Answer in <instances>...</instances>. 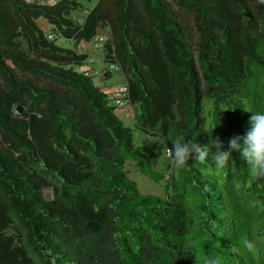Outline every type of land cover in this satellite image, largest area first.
<instances>
[{"label":"trees","instance_id":"trees-1","mask_svg":"<svg viewBox=\"0 0 264 264\" xmlns=\"http://www.w3.org/2000/svg\"><path fill=\"white\" fill-rule=\"evenodd\" d=\"M39 17L55 38L104 36L99 80L77 69L88 53L54 45ZM110 70L123 74L137 128L169 148L219 137L227 151L264 111V3L0 0V264H264V176L235 151L223 168L209 151L179 169L166 155L157 170L97 85ZM126 160L164 181L163 195L140 193Z\"/></svg>","mask_w":264,"mask_h":264},{"label":"rangeland","instance_id":"rangeland-1","mask_svg":"<svg viewBox=\"0 0 264 264\" xmlns=\"http://www.w3.org/2000/svg\"><path fill=\"white\" fill-rule=\"evenodd\" d=\"M83 8H90L93 3L96 0H77ZM174 9L177 11V7L175 6ZM180 9V8H178ZM177 12L184 13L183 11L179 10ZM184 15V14H182ZM184 25L187 28L189 32V36L191 39V47L194 48V42L196 40V32L193 25V21L191 17L184 16ZM36 24L43 30H48L49 26L45 22V20L41 17L36 19ZM97 36L94 38L96 39ZM54 45L62 48H75L77 50H84L86 49V52L88 53V59L91 66L97 70L102 71L104 68L107 67V64L105 61L102 60L101 54V46H95L94 42L88 41L83 43V41L76 44L73 40H66L65 38L58 36L54 40ZM195 56V51L193 52V57ZM6 63L10 68H13V66L10 64L8 60H6ZM17 76L22 77V75L16 71ZM96 79V78H94ZM124 78L123 74L118 70H110L108 77H103L101 80V85L103 88L107 89L109 92H112L113 89L123 84ZM41 83V82H39ZM132 109L131 107L122 106L115 110L116 116L123 122L124 125L129 126L131 129L132 134V142L134 145H141L146 146L150 150V157L153 166L157 170L163 169L165 163H167V153L163 151L164 143L163 139L158 134H147L137 128L133 124L132 120ZM124 169L126 171V175L129 179L133 180L136 183V187L140 193H152V194H158L163 195V183L164 181H153L143 175L141 172H139L133 165V163L129 160H126L124 162Z\"/></svg>","mask_w":264,"mask_h":264},{"label":"clouds","instance_id":"clouds-1","mask_svg":"<svg viewBox=\"0 0 264 264\" xmlns=\"http://www.w3.org/2000/svg\"><path fill=\"white\" fill-rule=\"evenodd\" d=\"M264 3V0H259ZM246 111H250L245 109ZM250 129L244 135H234L228 141V150H222V143L219 137L211 139L207 145L191 141L173 142V147L169 148L165 143L163 151L167 153L169 162L174 168H183L190 160L204 162L208 157L209 151H212V158L218 168L227 165L232 152L239 153L240 159L249 166V170L254 177L264 176V111H251ZM213 148L215 151H213ZM240 245L248 252H254L256 244L253 240L244 237ZM231 251L238 253L240 248L233 246ZM204 264H220L219 258L205 257Z\"/></svg>","mask_w":264,"mask_h":264},{"label":"built area","instance_id":"built-area-1","mask_svg":"<svg viewBox=\"0 0 264 264\" xmlns=\"http://www.w3.org/2000/svg\"><path fill=\"white\" fill-rule=\"evenodd\" d=\"M25 2H30V1H37L40 3H45V4H53L56 0H24ZM84 13V12H83ZM81 16H78L76 18L77 22H81ZM57 32L54 30L53 27H51L46 33L45 36L49 39L52 40L56 37ZM104 39L103 35H98L97 38L95 39L94 45L99 46V44L102 42ZM111 69H115V65H110ZM77 69L81 72H83L85 75H90L99 80V74L97 70H95L88 62H85L77 67ZM100 82V81H99ZM100 83H97V85H100ZM109 94V91H108ZM110 97L112 96V100L114 101V104L118 107L125 106L124 104L126 103V89L125 85L121 84L118 85L116 88L113 89V91L110 93ZM109 98V97H108Z\"/></svg>","mask_w":264,"mask_h":264},{"label":"water","instance_id":"water-1","mask_svg":"<svg viewBox=\"0 0 264 264\" xmlns=\"http://www.w3.org/2000/svg\"><path fill=\"white\" fill-rule=\"evenodd\" d=\"M105 75V74H104ZM25 112L23 110V107L16 105L13 109V115H21L24 116Z\"/></svg>","mask_w":264,"mask_h":264},{"label":"crops","instance_id":"crops-1","mask_svg":"<svg viewBox=\"0 0 264 264\" xmlns=\"http://www.w3.org/2000/svg\"><path fill=\"white\" fill-rule=\"evenodd\" d=\"M81 41H83V40H79L76 44H78L79 42H81ZM83 43H85L86 44V42L85 41H83ZM86 49L87 48H84V50L86 51Z\"/></svg>","mask_w":264,"mask_h":264}]
</instances>
